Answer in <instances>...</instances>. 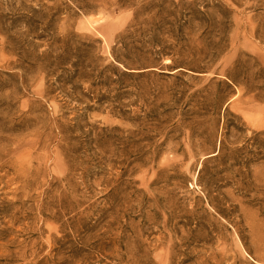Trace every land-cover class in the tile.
<instances>
[{"label": "rangeland", "instance_id": "374dc122", "mask_svg": "<svg viewBox=\"0 0 264 264\" xmlns=\"http://www.w3.org/2000/svg\"><path fill=\"white\" fill-rule=\"evenodd\" d=\"M0 264H264V0H0Z\"/></svg>", "mask_w": 264, "mask_h": 264}]
</instances>
